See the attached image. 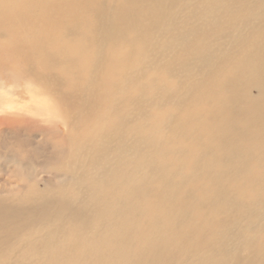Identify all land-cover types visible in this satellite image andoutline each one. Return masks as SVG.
<instances>
[{
	"label": "bare ground",
	"instance_id": "1",
	"mask_svg": "<svg viewBox=\"0 0 264 264\" xmlns=\"http://www.w3.org/2000/svg\"><path fill=\"white\" fill-rule=\"evenodd\" d=\"M8 63L32 89L7 111L54 109L88 175L35 192L47 166L14 146L0 264H264V0H0Z\"/></svg>",
	"mask_w": 264,
	"mask_h": 264
},
{
	"label": "rangeland",
	"instance_id": "2",
	"mask_svg": "<svg viewBox=\"0 0 264 264\" xmlns=\"http://www.w3.org/2000/svg\"><path fill=\"white\" fill-rule=\"evenodd\" d=\"M164 27H158L155 28L152 32V36H156V33L160 30H163ZM13 66H16V64H12ZM11 65L8 63V65H4L3 69L1 71H4L0 73V77H5L0 82V118H6L10 121L15 118H21L28 122V133L23 136L22 130L18 129L16 124L14 122H9L5 125H2L0 123V128L3 129L4 134L0 135V183L4 182H10L14 183L16 182V178L18 177L16 174L17 168L13 164L12 158L16 156V158H19L21 154H17V152H14V146L18 144H29L28 145V153L30 157H26L27 164L35 165L36 163H41L43 161V165L47 166V168L43 171L41 174V180L42 182H39L36 184L35 192L37 191H52V190H59L62 191L65 188L70 190L71 188L76 186L77 183V176L73 174V171L79 172L78 174L82 175V171L86 172L88 175V171H85V165L81 164L77 167V169H72L71 166L66 165L64 161V158H69L72 160L77 159L78 153H73L71 155H68L66 151L64 152L61 149L62 146V138L64 136V128L62 126V122L64 121L62 118L61 120H58L56 123L54 119V114L56 111L53 109L51 114L45 116H39L41 113V103L35 107H38V110L34 107V115L30 119L27 114H16L11 111H7V108L11 101L18 102L23 106L24 104L28 103L27 95L31 93V89H28L27 86L18 81V80H12V70ZM155 69V66L150 64L148 66H145V74L147 73L146 77L149 74H153V70ZM1 79V78H0ZM146 80V79H145ZM2 83V84H1ZM45 90H51L50 84L43 87ZM28 91V93H27ZM252 94V93H251ZM19 106V107H21ZM44 111H50L49 108H42ZM38 112V113H37ZM37 113V114H36ZM50 113V112H49ZM36 114V115H35ZM66 114L64 112H61V117ZM155 115V110H148L147 114H145V120L146 121H153ZM34 118V119H33ZM68 119L70 120V115L68 116ZM68 123V122H67ZM70 123H68V126ZM72 127V130H74V127L78 129V133L83 130L82 127L79 125H75ZM11 128H14L15 130H11ZM17 130V132H16ZM19 130V131H18ZM20 132V133H19ZM39 133V134H38ZM93 139L95 138V135L91 134ZM63 147V146H62ZM66 155V156H65ZM86 156L88 153L85 154ZM65 156V157H64ZM87 158V157H86ZM60 165H56L57 160H61ZM155 165V159L153 157V164L151 165V169L154 168ZM87 169V167H86ZM148 168L147 175L151 177L153 175L152 170ZM77 170V171H76ZM77 175V173H76ZM91 175H92V169H91ZM63 192V191H62ZM61 192V193H62ZM139 217L137 218L138 221ZM142 221V220H141ZM54 221L47 223L43 229L38 231V235L40 237H46L47 232L51 231V227L53 226ZM61 225H66L65 220H61ZM161 229L168 230L169 227H160ZM222 231V230H221ZM221 231H217L216 234H220ZM230 236L228 235L223 238H221V241H223V244L225 245H231V243L228 241ZM46 239V238H45ZM62 239V236H61ZM228 241V242H226ZM237 255L241 257V254H245V252L242 249H237ZM34 253H29L26 257L27 259L31 260L34 258ZM198 258V252L197 255H195Z\"/></svg>",
	"mask_w": 264,
	"mask_h": 264
}]
</instances>
